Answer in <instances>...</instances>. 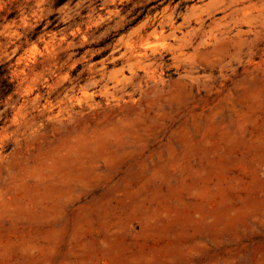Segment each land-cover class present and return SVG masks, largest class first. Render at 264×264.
Wrapping results in <instances>:
<instances>
[{"label": "rangeland", "instance_id": "374dc122", "mask_svg": "<svg viewBox=\"0 0 264 264\" xmlns=\"http://www.w3.org/2000/svg\"><path fill=\"white\" fill-rule=\"evenodd\" d=\"M129 2L0 0V264H264V0Z\"/></svg>", "mask_w": 264, "mask_h": 264}, {"label": "trees", "instance_id": "16d2710c", "mask_svg": "<svg viewBox=\"0 0 264 264\" xmlns=\"http://www.w3.org/2000/svg\"><path fill=\"white\" fill-rule=\"evenodd\" d=\"M67 1L68 0H57V5H61ZM194 1L196 0H131V2L123 6V11L129 12V15L127 16L128 22L120 32H126L130 27L137 24L146 15L154 13L155 11H159L164 6L179 5V9L182 10L185 5L191 4ZM37 30L39 29H36L35 32H37ZM114 38L115 37L113 36L109 37L97 47H102L103 45L110 43ZM74 73L75 71L72 73V75H74ZM14 91L15 83L12 81L6 65H0V110L4 109L7 98L12 96ZM4 114L2 115L3 119L6 117V115L8 116V113Z\"/></svg>", "mask_w": 264, "mask_h": 264}]
</instances>
